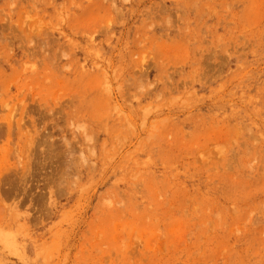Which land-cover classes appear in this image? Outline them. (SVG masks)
Here are the masks:
<instances>
[{
    "label": "rangeland",
    "instance_id": "374dc122",
    "mask_svg": "<svg viewBox=\"0 0 264 264\" xmlns=\"http://www.w3.org/2000/svg\"><path fill=\"white\" fill-rule=\"evenodd\" d=\"M0 264H264V0H0Z\"/></svg>",
    "mask_w": 264,
    "mask_h": 264
}]
</instances>
